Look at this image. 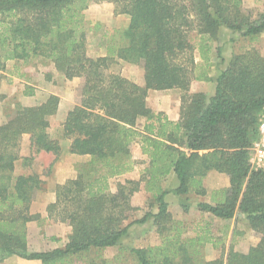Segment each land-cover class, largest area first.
<instances>
[{
    "label": "trees",
    "instance_id": "trees-1",
    "mask_svg": "<svg viewBox=\"0 0 264 264\" xmlns=\"http://www.w3.org/2000/svg\"><path fill=\"white\" fill-rule=\"evenodd\" d=\"M102 1L114 4L116 15L130 18L127 29L86 19L90 5ZM222 27L257 43L264 33V13L254 18L243 0H0V71L9 62H43L68 81L84 80L81 100L68 113L59 137L48 132L60 104L53 95L36 106L18 104L0 124V262L16 256L38 264H131L129 255L133 264H264V168L251 164L264 114V57L255 48L236 54L217 78L212 98L190 93L194 81H212V43ZM92 31L100 33L97 43L104 45L106 56H89ZM197 54L202 63L196 62ZM122 63L142 67L144 87L114 70ZM168 90L182 93L178 122L147 104L149 91ZM140 119L146 120L142 130L137 128ZM25 135H30L32 150L26 164L41 152L57 161L61 140L71 141L70 154L90 157L75 179L58 186L47 210L49 218L71 228L63 248L29 249L27 224L40 217L31 214V205L44 181L38 173L16 174ZM135 142L147 166L139 181L122 180L134 170ZM212 171L226 175L230 187L222 200L200 202L198 209L216 219L245 221L259 241L247 253L235 251L232 243L226 255L204 260L202 250L218 247L228 227L219 239L213 224L204 220L187 236L188 226L174 218L166 197L173 193L186 202L192 195L205 196L204 180ZM171 174L179 182L174 190L164 188ZM142 185L150 195L149 207L157 212L147 209L134 220L140 208L132 199ZM150 220L159 245L120 246L133 225ZM113 247H119L114 258L100 255ZM88 254L99 256L83 260Z\"/></svg>",
    "mask_w": 264,
    "mask_h": 264
},
{
    "label": "crops",
    "instance_id": "crops-1",
    "mask_svg": "<svg viewBox=\"0 0 264 264\" xmlns=\"http://www.w3.org/2000/svg\"><path fill=\"white\" fill-rule=\"evenodd\" d=\"M244 9L248 12H251L254 18L258 15L264 13V0H243ZM110 7V6H109ZM109 7H105L103 5H92L85 11L86 19L92 23H100L104 28H110L115 30H124L127 29L130 23V18L126 15H114V10H110ZM92 34H97L94 31L90 32L88 39V54L90 57H101L106 56L107 51L106 48L100 46L99 43L95 44V51L91 50L90 40ZM97 39V38H96ZM213 46V59H212V68L210 72V77L212 81H194L190 88L191 94L196 93H204L208 99L212 98L216 92V83L219 75L225 71L231 60L236 54L242 52V48L244 47V52L248 49L255 48L258 50L261 55L264 57V33L261 35L260 40L257 43H251L245 37H242V34L236 31H233L229 28L222 27L220 29L218 38L216 41L212 43ZM220 56H218V51ZM94 52V53H93ZM94 54V55H92ZM196 62L202 63L200 55H196ZM128 65L129 72H132L134 69L130 67H137L138 65ZM139 69V68H138ZM44 72L43 68L36 67L34 65H25L23 63L9 62L7 64V68L5 71H0V124L5 123L6 119L12 114L11 112L16 108L18 104H21L24 107H32L39 105L46 100H39L40 95L46 89L49 92L50 96H57L60 99L59 109L56 115L50 117V127L48 129L49 134L53 137L52 132L54 130L59 131L62 128L63 123L65 122L68 113L79 103L74 102L73 100L67 98L63 95L62 90L58 87H69L74 81H82L83 79H75L73 81L66 80L63 75L59 74L55 69V66L52 64L49 68ZM125 78L129 79L133 83L137 84L140 87L145 86L144 81V71L143 69L138 71L137 76H132L124 72L122 74ZM62 79L65 83L57 84L56 79ZM182 93L179 90H168V91H149L147 97L148 106L156 113H164L169 120L173 122H178L180 120V111L182 105ZM33 101L32 104L30 102ZM7 122V121H6ZM146 124L145 119H140L137 124V128L140 130L143 129ZM54 138V137H53ZM62 147V153L59 159L56 161V156L53 154H48L45 152H41L34 156V161L26 164L25 159L30 158L32 156L31 150V142L30 135H25L22 139V144L20 147V161H23L22 166H32L34 169L41 167L40 159L43 157H50L52 161L49 164V167L52 168V179L51 184L53 186L64 185L67 181L75 179L78 175V170L81 164L86 163L90 160L89 156H77L69 153L71 141L69 140H61L60 141ZM254 145V144H253ZM252 147L251 150H253ZM132 154L133 160L135 163L134 170L122 178V180H132L139 181L142 170L147 166V158L142 154L141 145L135 142L132 145ZM16 164V170H18L19 162ZM252 164V163H251ZM253 166V165H252ZM24 168V167H23ZM217 173L212 174V173ZM32 172L26 173V171L22 172V174H30ZM221 173L216 171H212L208 174V176L204 180V188L206 190L205 196H196L197 202L193 203L192 207L188 208V211H181L182 216L180 219L176 217L172 211V203L171 198H176L177 202L184 201L180 196L174 195L173 193L169 194L166 197V202L169 204L170 212L174 216L175 219L182 221L186 226H188V230L190 227L193 228L200 224L202 221H224L214 218L212 215L208 213L201 212L197 204L209 203L210 200H215V202L222 200L225 190L230 187L229 178L226 176L224 178ZM223 177V178H222ZM208 184L212 187L208 189ZM178 178L175 174H171L166 182L164 183V188L168 190H174L178 187ZM217 190V191H216ZM223 191V192H222ZM222 192L223 194H220ZM140 194H148L144 185H142ZM213 195V196H211ZM135 197H133L134 203ZM198 199V200H197ZM215 204V203H214ZM135 206V205H134ZM33 209V208H32ZM185 210V209H183ZM153 213L157 212V209L154 208ZM32 215H38L35 210H31ZM41 218L45 219L48 216L47 210L40 212ZM145 215V214H144ZM190 222V223H189ZM151 223V220L145 223L146 225ZM153 223V222H152ZM30 226V225H29ZM28 226V227H29ZM141 225H134L129 229L128 235L124 236L120 241V246L128 247V248H137L139 243H134L133 240L131 242H127L129 240L130 235L133 234L134 231L138 232V229ZM214 229V226H213ZM71 230V229H70ZM191 230V229H190ZM215 231V230H214ZM70 234V231L68 235ZM59 237V236H57ZM28 237V241H29ZM137 239V238H136ZM68 243V237L66 235L60 238L59 243L55 244L54 249L63 248ZM160 244V243H159ZM156 244V245H159ZM155 246V245H153ZM139 248V247H138ZM113 252L115 251V255L107 259L114 258L119 253V247L108 248L105 252ZM210 260V259H209ZM213 260V259H212ZM33 263V262H32Z\"/></svg>",
    "mask_w": 264,
    "mask_h": 264
},
{
    "label": "rangeland",
    "instance_id": "rangeland-1",
    "mask_svg": "<svg viewBox=\"0 0 264 264\" xmlns=\"http://www.w3.org/2000/svg\"><path fill=\"white\" fill-rule=\"evenodd\" d=\"M103 5L105 7H109L110 10H114V15H115V5L109 2H93L90 6L92 5ZM110 29V28H109ZM101 31V30H100ZM100 35V33L98 34H92L91 40H90V44H91V50L95 51V44L98 42V40L96 38H98V36ZM242 52H244V47L242 48ZM94 53V52H93ZM94 55V54H92ZM32 65L36 66V67H40L41 69L43 68L44 72H46L47 68H49L50 66H52L51 63H33ZM129 68H135L132 72H129L130 70L128 69V65H126V63H122L121 65L115 66L114 70L121 73V75L126 72L128 74L132 73V76H137L138 71L142 70L141 66L137 67H130ZM57 82V84H62L65 83L64 80L62 82V79H56L55 80ZM75 83H73L72 85H70L69 87H63V86H59L58 89L60 88L62 90V93L64 96H66L67 98L73 100L76 103H79L81 100V90L83 87V82L82 81H74ZM40 99L39 100H47L50 95L48 90L46 89V91H43L41 93V95L39 96ZM33 101L30 102V104H32ZM15 111V109L11 112L13 113ZM13 114H11L9 116V118L12 117ZM8 118V119H9ZM8 119H6V121H8ZM5 121V122H6ZM53 137H59V131L54 130L52 132ZM22 144V143H21ZM20 161V160H19ZM34 161V160H33ZM32 161V162H33ZM52 161V159L49 157H43L42 159H40L41 162V167L37 168V170H35V167H28V166H22L21 163H23V161L19 162V165L21 164V166L18 167V170H16V174H22V172L26 171V173L29 172H34V173H38L42 180L44 181V185L43 188L40 191H37L34 197V201L31 205V210H35L38 215L40 216L39 218L37 217L36 219H34L33 221L29 222L27 224V228H28V237L30 238L28 241V245H29V249L32 252H46V251H52L55 250V244L59 243L60 238H62V236L64 237L66 235V238L68 237L69 239V231L71 233V228L68 225V223H62L59 221L54 220L53 218H49V214L47 216V218L43 219L41 218V214L40 212L48 210V207L50 204H53L56 201V192H57V186H53L51 184V179H52V169L51 167H49L50 162ZM32 162L31 165H32ZM29 165V163L27 164ZM24 167V168H23ZM212 174H217V173H212ZM224 178H226V176L222 175ZM222 177V178H223ZM207 186L208 189L212 188L208 182H207ZM114 190H115V184H113ZM217 191V190H216ZM223 192V191H222ZM222 192H220V194H223ZM213 196V195H211ZM135 199H134V203L132 200V204L135 205L136 207L140 208L138 211H136L133 214V219L134 220H140L143 218L145 212L147 209H152L149 207L148 205V201H149V194H140V192L136 193L134 195ZM196 197L190 196V198L188 200L185 201H181V202H177L176 198H171V205H172V211L174 213V215L176 217H178V219H180V217L182 216L181 211H185L184 209V205L188 204L189 207L193 205V203L197 202L195 201ZM198 200V199H197ZM209 202L211 203H217L215 202V200H210ZM33 208V209H32ZM154 209V208H153ZM152 209V210H153ZM48 212V211H47ZM176 219V220H178ZM180 221V220H179ZM153 220H151V223H149V225L147 224H136V225H141L137 231H134L132 235H130L131 237H129V240L127 241L128 243L131 242L133 240L134 243H139V246H136L137 248H144V247H149V246H153L156 244L160 243V237L158 236L154 224L152 223ZM213 224L214 226V230H215V236L217 238H221L222 235L224 234V230L226 227H228V233L227 235H225V238L222 239V242H220L218 245V247H214L213 245H207L203 250H202V257L204 258V260H214L219 258L220 256L226 255L229 251V248L231 246V244H234V250L240 253H247L249 251V249L255 245H257L259 238L258 235H256L255 233H253L252 231H250L247 227V224L245 223V221H240V220H236V219H232L229 221H214L211 220L209 221ZM190 223V222H189ZM30 225V226H29ZM29 226V227H28ZM134 226V225H133ZM191 229V230H190ZM129 232V231H128ZM234 232L236 233L235 236L233 235ZM187 236L192 234V227L189 228V231L187 232ZM128 235V234H127ZM59 236V237H57ZM224 236V235H223ZM137 238V239H136ZM224 249V250H221ZM103 258H110L113 257L115 255V251L109 253L107 252H102L100 254ZM99 255L96 254H88L82 257L83 260H95L96 257ZM131 257L129 255H126V260L128 262H130L131 264H133L132 259H130ZM33 262V263H32ZM0 264H38V262H34V261H27L24 259H21L19 257L16 256H9L6 257L5 259H3Z\"/></svg>",
    "mask_w": 264,
    "mask_h": 264
},
{
    "label": "built area",
    "instance_id": "built-area-1",
    "mask_svg": "<svg viewBox=\"0 0 264 264\" xmlns=\"http://www.w3.org/2000/svg\"><path fill=\"white\" fill-rule=\"evenodd\" d=\"M251 163L255 169L264 168V114L259 125V139L254 143Z\"/></svg>",
    "mask_w": 264,
    "mask_h": 264
}]
</instances>
